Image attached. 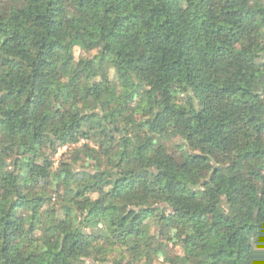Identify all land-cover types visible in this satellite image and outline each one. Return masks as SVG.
I'll return each mask as SVG.
<instances>
[{
  "label": "trees",
  "instance_id": "trees-1",
  "mask_svg": "<svg viewBox=\"0 0 264 264\" xmlns=\"http://www.w3.org/2000/svg\"><path fill=\"white\" fill-rule=\"evenodd\" d=\"M0 264H264V0H0Z\"/></svg>",
  "mask_w": 264,
  "mask_h": 264
},
{
  "label": "rangeland",
  "instance_id": "rangeland-1",
  "mask_svg": "<svg viewBox=\"0 0 264 264\" xmlns=\"http://www.w3.org/2000/svg\"><path fill=\"white\" fill-rule=\"evenodd\" d=\"M76 54H78L79 53V50H76ZM175 136H178L179 134H174ZM177 138L178 137H171L170 139H168V141H167V143L168 144H170L171 145V147L175 144V143H177ZM63 152V151H62Z\"/></svg>",
  "mask_w": 264,
  "mask_h": 264
}]
</instances>
